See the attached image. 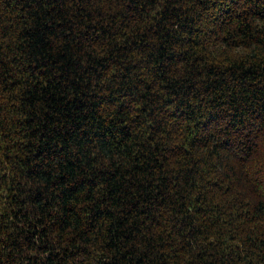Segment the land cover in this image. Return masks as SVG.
I'll return each mask as SVG.
<instances>
[{
  "label": "trees",
  "instance_id": "trees-1",
  "mask_svg": "<svg viewBox=\"0 0 264 264\" xmlns=\"http://www.w3.org/2000/svg\"><path fill=\"white\" fill-rule=\"evenodd\" d=\"M0 264H264V0H0Z\"/></svg>",
  "mask_w": 264,
  "mask_h": 264
}]
</instances>
